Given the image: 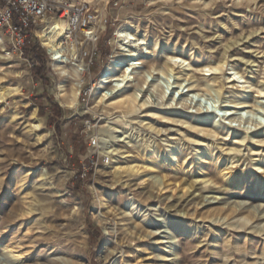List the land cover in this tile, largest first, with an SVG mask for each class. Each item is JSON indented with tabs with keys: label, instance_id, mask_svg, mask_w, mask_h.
I'll use <instances>...</instances> for the list:
<instances>
[{
	"label": "rangeland",
	"instance_id": "374dc122",
	"mask_svg": "<svg viewBox=\"0 0 264 264\" xmlns=\"http://www.w3.org/2000/svg\"><path fill=\"white\" fill-rule=\"evenodd\" d=\"M66 1L96 16V40L82 44L85 63H93L83 77L57 73L42 45L43 23L22 54L0 33V89L20 88V95L0 100V264H175L162 241L182 249L178 264H264V231L256 230L264 224V161L252 158L264 155V0ZM121 27L147 42L138 50L139 73L160 77L156 90L139 91L149 98L146 107L94 106L93 95L63 107L57 84L64 82L66 94L79 79L80 87L96 86L116 55L113 38ZM164 63L173 67L169 77L162 75ZM138 84L142 78L134 75L125 86ZM104 90L110 96L109 86ZM33 111L38 130L30 128ZM105 117L135 122L124 136L111 137L100 131ZM172 118L222 132L210 137ZM166 134L172 141L190 138L184 163L181 150L174 154L180 161H165ZM238 135L244 142L234 143ZM110 140L118 153L106 161L101 151ZM204 142L222 149L206 157L212 167L230 166L215 153L236 148L230 153L239 184L226 186L219 176L204 181L206 168L198 170L203 159L196 156ZM149 156L160 160L155 170L144 167ZM134 161L138 171L125 167ZM242 217L251 222L241 226Z\"/></svg>",
	"mask_w": 264,
	"mask_h": 264
},
{
	"label": "bare ground",
	"instance_id": "6f19581e",
	"mask_svg": "<svg viewBox=\"0 0 264 264\" xmlns=\"http://www.w3.org/2000/svg\"><path fill=\"white\" fill-rule=\"evenodd\" d=\"M65 28H66L65 21L57 20L56 18L51 19L43 28L40 29V37L42 39V45L47 47L49 52L52 53V55H54L53 57L50 58V60L52 61L51 64L54 66V68L56 69L57 73L60 76L72 77V75H74V76L79 77L80 74L78 72V68H76L73 64L70 66L65 64V63H68L70 61V60L68 61L67 58L61 57L62 60H58V61L52 60V59H56V57H60V55H58V53L61 50L66 52L68 55H70L71 59L74 58V55L77 52L76 45L73 42H69L68 40L66 41L67 37L64 33ZM113 41L116 45V48H114L116 55L111 56L109 62L105 66V69H104V72L102 73L101 79L97 83V88L95 90V93L93 94L94 101H95L94 106L103 105V106H112L113 107L114 105H119V106H123V107H135V106H138V107L140 106L141 108L146 107V104L148 103L147 99H149V98L143 99L142 96L139 97V95H140L139 91H142L141 93H143V91L145 89H147V87H149V85L152 86V91L156 90L155 88L159 86V79H160L159 76H156L150 80L148 78L149 77L148 75L139 73V65L141 63L139 62L138 50H139L140 46H144L145 43H147V42L145 41V38L143 36H139V33H135V32L133 33V31H131V29L129 27L128 28H125V27L118 28L114 33ZM64 43H65V45H64ZM152 43L154 46L157 45L156 41H153ZM0 48H1V51H5L4 47L1 45V38H0ZM6 54L9 55L10 52H8ZM142 59H144V58H142ZM168 59L170 62L175 63L174 57L168 56ZM160 62H161V60H160ZM71 63H74V62H71ZM218 68H220L219 64L217 66H209L207 68V70L209 71L211 69H218ZM172 69H173V67L169 63H164V67L161 69L162 75L169 77ZM261 69H263V68H261ZM151 73L157 74L154 71H152ZM134 75H138V76L140 75V78H142V85H140V87H139V84H138L137 88H131L130 89V88H128L129 86H125V83L129 80V77L134 78ZM170 79H171V77H170ZM169 80H166V81H169ZM151 81H152V84H149L148 82H151ZM196 81L199 82L200 78H196ZM67 82H68V80H67ZM80 82L81 81L79 79V80H77V82L73 83V85L70 87V91L68 92V94H66V88L64 86V82L61 81L57 84V87L59 88V91H60V93L58 92L59 95L64 96L63 99L61 100V104L63 105V107L76 108L79 105L78 104V99H79L78 94H79ZM107 86H109L108 91L110 92V94H109L110 96H107L108 92L104 90ZM196 86H198V84H196ZM169 87H171V86H169ZM260 92H263V91H260ZM19 93H20V88L18 86H14V87L11 86V87H6V88H4V86H3V88L0 89V100L6 99L7 96H9V95L15 96V95H18ZM162 96H164V93H162V95H160V97H162ZM166 102L168 105H171L169 96H167ZM239 104L242 107H244V102H241ZM16 115H17L16 112L13 113L12 118H14ZM128 117H131V116H128ZM31 118H33L35 120V123L32 124L30 126V128L33 130L40 129L41 121L38 118V116L35 115V111H33L31 113ZM139 120L140 119H138L136 121L139 122ZM171 120L174 122H180L182 125L185 124L187 127L195 129L198 132H201L204 135H208L210 137L218 136V134H221V132H222L220 130L221 128L219 129V127H208L202 123H199V125H198V123L192 124L191 122H189L190 120L187 121V120H180V119H176V118H172ZM105 122L106 123H105L104 127L100 130L101 134L105 133L111 137H118V136H112L113 133H120L122 135L127 133V131L133 126V123L135 121L131 122V121H126V120H122L119 118L118 122H112L110 120V117H105ZM149 127L155 129L151 125H149ZM185 137H186L185 139L179 138L176 141H172V138L166 134V136L163 139V141L167 142V144H166L167 147L164 149L166 162L171 164V163H173V161H180L178 159H176V160L174 159V154H175L176 150H181V153H180V159H181L180 162L181 163H184L187 160L186 156H185V149H186V147H188L187 142L190 140V138L188 136H186V134H185ZM37 139H39V136L37 137ZM234 139L236 140L234 143H242L245 140V136L241 137V135H238ZM120 140H121V138H120ZM203 140H204L203 138H197L195 140V142L200 143ZM210 140H212V139H210ZM256 141L258 143H263L262 139H257ZM114 142H115L114 140H110L108 143L109 145L104 146L102 148L103 150L101 152L104 154L103 156H108L109 159H110V157H112L115 160L118 152H117V148H116L117 146H115ZM210 143L204 142L202 144H199L198 149L196 151V156L198 157V159L204 160V161L201 160L197 164V167L199 168L198 170H203L204 168H206V169H204L205 170V176H207L208 178L204 181L205 182H213V180H217L218 176H219V177H221L222 182H224L226 184V186L229 185L230 181H233L234 183L239 184V177H237L235 179V171H233V169L235 168V165H233V164L236 163V160H234V156H232V154L230 153L232 151H236V148H233L229 145L226 149H224L225 150L224 154H221V151H219V150H218L220 152L219 154H217L218 151L215 153L216 161L222 155H224L226 157V159L227 158L230 159V160H228V161H230L229 162L230 166L225 167L223 165H216V162H215V165H214L215 167H212L211 162L208 160V158L206 160V157H208L209 155H212L215 148L221 149V147H217V145H214V143H213L214 146H212ZM236 147H238V146H236ZM257 153H259V152H257ZM257 153L252 154V158H254V156H258L256 159H254L255 164L261 165L262 162L264 161V155L262 153L261 154H257ZM139 159H140V157H139ZM133 160H135V159L133 158ZM140 160H142V159H140ZM159 161L160 160H158L157 157H155V159L150 157V158L145 160L144 163H146V164L145 165L142 164V165H144V167L148 168L149 170H155L160 165ZM212 162L214 163V161H212ZM125 167H129V168L136 170V171H138L141 168V166H139V164L137 162L135 163V161L133 163L131 162L130 164H128ZM261 173L264 176V170H262ZM234 179H235V181H234ZM260 179L261 178L258 176V181H260ZM233 212H236V211H233ZM262 216H264V214ZM223 218H227V220L229 219L226 216ZM240 219L242 220L241 226H245L251 222V220L248 217H242ZM259 226H261V225H259ZM256 230L258 232L264 231V224L261 227L256 228ZM162 242L163 243H169V246H168L169 255L175 256V260H174V262H176L175 264L180 263V261H181L180 258H181L182 252H183L182 249L179 248V246L170 244L171 243L170 241H162Z\"/></svg>",
	"mask_w": 264,
	"mask_h": 264
},
{
	"label": "built area",
	"instance_id": "2783aa9c",
	"mask_svg": "<svg viewBox=\"0 0 264 264\" xmlns=\"http://www.w3.org/2000/svg\"><path fill=\"white\" fill-rule=\"evenodd\" d=\"M65 21L66 28L64 33L66 41L79 44L73 59H70L64 51H60L55 61L67 58L68 66L74 65L78 68L81 77L88 73L93 63H85L88 54L82 51L83 43H92L96 40L94 23L96 16L85 4L70 5L66 0H0V33L4 37L6 44L12 52L23 53L32 42V32L39 23L45 26L51 19ZM43 26V27H44ZM81 32V37L78 33ZM80 38V39H79ZM65 45V43H64ZM45 47V46H44ZM48 56L54 55L45 47ZM74 62V63H71ZM90 62V61H89ZM97 85L92 82L90 85H82L79 90L78 98L82 102L87 100L95 93ZM93 147L97 146L96 140L92 139ZM109 157H106L108 161Z\"/></svg>",
	"mask_w": 264,
	"mask_h": 264
},
{
	"label": "trees",
	"instance_id": "16d2710c",
	"mask_svg": "<svg viewBox=\"0 0 264 264\" xmlns=\"http://www.w3.org/2000/svg\"><path fill=\"white\" fill-rule=\"evenodd\" d=\"M34 70H36V69H34ZM34 70H33V74L36 75V76H39V72H36Z\"/></svg>",
	"mask_w": 264,
	"mask_h": 264
}]
</instances>
